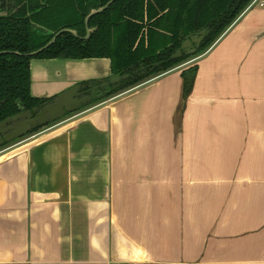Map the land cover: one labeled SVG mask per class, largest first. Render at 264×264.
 <instances>
[{"label":"crops","instance_id":"obj_1","mask_svg":"<svg viewBox=\"0 0 264 264\" xmlns=\"http://www.w3.org/2000/svg\"><path fill=\"white\" fill-rule=\"evenodd\" d=\"M261 1L203 55L0 150V264H264ZM30 70L47 96L109 61Z\"/></svg>","mask_w":264,"mask_h":264},{"label":"trees","instance_id":"obj_2","mask_svg":"<svg viewBox=\"0 0 264 264\" xmlns=\"http://www.w3.org/2000/svg\"><path fill=\"white\" fill-rule=\"evenodd\" d=\"M109 1L0 0V52L15 53L0 56V122L47 102L31 98L32 60H109L111 75L128 78L91 103L97 104L203 55L254 0H115L89 20L88 29L95 30L83 40L85 18ZM63 29L77 37L63 33L38 55L24 56L44 47ZM201 31L205 35L194 54L172 59L189 36ZM196 71L192 67L181 74L184 99L191 93ZM99 84L89 81L81 86L87 91Z\"/></svg>","mask_w":264,"mask_h":264},{"label":"water","instance_id":"obj_3","mask_svg":"<svg viewBox=\"0 0 264 264\" xmlns=\"http://www.w3.org/2000/svg\"><path fill=\"white\" fill-rule=\"evenodd\" d=\"M115 0H110L106 5L103 7L99 8L98 10L92 11L84 21V24L86 26V36L83 38L86 40L90 33L93 32L95 29L90 30L88 29V22L89 20L97 15L105 11ZM63 33H68L74 37H77L76 33L74 31L64 29L56 33L51 41L44 46L43 48L30 53L27 55V57H34L41 53L43 50L47 49L49 46H51L56 38L63 34ZM205 35V31H201L199 34H195L192 36H189L180 46V48L176 51V53L172 56V59H177L182 57L183 55H192L194 54L197 49L200 46L201 41L203 40ZM3 54H15V53H10V52H1L0 55ZM91 60H100V59H90V60H81V61H91ZM69 61V60H68ZM109 61V60H108ZM75 62V61H73ZM31 73V70H30ZM128 78V75H123V76H114L111 75V70H110V62H109V70L107 71V74L105 76H100V77H85L81 78L78 80H72L70 82H65L64 85L60 86H54L53 93L47 96H35L33 93L34 90V85L33 82L30 85V94L31 98L35 100H47V102L41 110L36 114L35 116L32 117L30 114V111H26L24 113L18 114L16 116H13L9 119H7L4 122L0 123V148L4 144H11V142L20 140L29 133H31L33 130L37 128H43L47 126L50 123H55L57 121H60L64 119L69 114H74L79 109L83 106H87L92 102V99H94L93 92L97 91V89H105L108 91V88L110 86H115L119 84L122 80H125ZM108 81H105L107 80ZM89 81H97L100 82L99 88L91 85L89 92L92 94L89 96H85L83 98H80V90L82 89L81 84L84 82H89ZM101 98V95L99 96ZM51 100V102H50ZM28 117L26 120H22V122H17L16 121L22 119L23 117ZM9 125L7 129L3 130V127ZM6 132H9L8 135H5Z\"/></svg>","mask_w":264,"mask_h":264},{"label":"flooded vegetation","instance_id":"obj_4","mask_svg":"<svg viewBox=\"0 0 264 264\" xmlns=\"http://www.w3.org/2000/svg\"><path fill=\"white\" fill-rule=\"evenodd\" d=\"M85 25V24H84ZM85 28H86V26H85ZM64 30V29H63ZM61 31V30H60ZM58 33V32H57ZM86 36V35H85ZM53 38V37H52ZM51 38V39H52ZM85 38V37H84ZM57 39V38H56ZM83 39V38H82ZM84 40V39H83ZM51 41V40H50ZM49 41V42H50ZM48 42V43H49ZM55 42V41H54ZM47 43V44H48ZM46 44V45H47ZM45 45V46H46ZM43 48V47H42ZM35 52V51H34ZM1 53V52H0ZM33 53V52H32ZM30 54V53H29ZM18 55V54H17ZM28 54H26V55H24V56H27ZM1 56V55H0ZM99 86H100V84L99 85H95V87H97V88H99ZM105 91V89H101V88H99V89H97V91H95V92H93V95H94V99H97V98H99V96L101 95V97H103V95H104V92ZM80 94H81V96H80V98H83V97H85V96H89V94L91 95L92 93L91 92H89V90H84L83 88L80 90ZM94 99H92V101L94 100ZM51 102V101H50ZM46 102H44L43 104H41V105H38V106H36V107H33V108H31V109H29V110H22L20 113H18V114H21V113H24V112H26V111H30L31 113V115H32V117H34L35 116V113L37 114L38 112H39V110H41L45 105H48V104H50V103H48V104H45ZM92 103V102H91ZM90 103V104H91ZM84 108V106L83 107H81L79 110H81V109H83ZM18 114H16V115H18ZM15 115V116H16ZM69 115H72V114H69ZM69 115H67L66 117H68ZM66 117H64V118H66ZM9 119V118H8ZM26 119H28V117L26 116V117H23L22 119H20V120H18V121H16L15 123H17V122H22V120H26ZM7 120V119H6ZM6 120H4V121H6ZM4 121H2V122H4ZM1 123V122H0ZM9 127V125H7V126H5V127H3V130L4 129H7ZM9 134V132H6L5 133V135H8ZM30 134V133H29ZM14 142V141H13ZM13 142H11V143H13ZM8 144H4L1 148H0V150L2 149V148H4V147H6Z\"/></svg>","mask_w":264,"mask_h":264},{"label":"built area","instance_id":"obj_5","mask_svg":"<svg viewBox=\"0 0 264 264\" xmlns=\"http://www.w3.org/2000/svg\"><path fill=\"white\" fill-rule=\"evenodd\" d=\"M257 2V0H254L252 3H251V5H253L254 3H256ZM259 6L260 7H263L264 6V1H261L260 3H259Z\"/></svg>","mask_w":264,"mask_h":264},{"label":"rangeland","instance_id":"obj_6","mask_svg":"<svg viewBox=\"0 0 264 264\" xmlns=\"http://www.w3.org/2000/svg\"><path fill=\"white\" fill-rule=\"evenodd\" d=\"M85 107V106H84Z\"/></svg>","mask_w":264,"mask_h":264}]
</instances>
